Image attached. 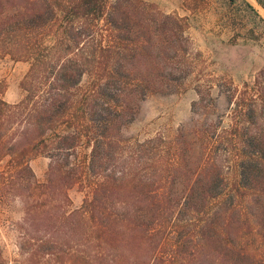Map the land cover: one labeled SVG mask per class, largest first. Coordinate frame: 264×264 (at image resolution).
<instances>
[{"label": "trees", "instance_id": "16d2710c", "mask_svg": "<svg viewBox=\"0 0 264 264\" xmlns=\"http://www.w3.org/2000/svg\"><path fill=\"white\" fill-rule=\"evenodd\" d=\"M28 1L0 0V51L16 52L30 63L21 99L0 98V132L5 127L12 132L0 156L10 155L17 186L23 172L26 180L34 178L29 158L39 153L50 158L46 181L33 183L49 204L44 220L63 226L75 217L86 223L91 218V246L105 264H264V256L235 246L247 226H234L240 231L234 235L229 230L225 216L233 201L218 207L228 194L230 200L247 195L264 214V66L251 100L229 97L235 114L227 134L215 131L220 117L167 141L125 138L122 129L146 96L173 92L190 75L184 18L149 9L141 0H33L39 2L35 7ZM241 1L264 29L257 10ZM256 2L264 9V0ZM89 20L104 29L91 40V56L73 33L75 21ZM54 23L50 42L31 38ZM87 72L91 84L82 91ZM197 94L202 103L200 90ZM211 139L206 152L197 147ZM226 161L236 170L229 186ZM80 169L91 178V195L81 207L68 209L67 188ZM52 238L38 240L39 253L58 258L63 250H55ZM77 255L69 252L57 264H76Z\"/></svg>", "mask_w": 264, "mask_h": 264}, {"label": "rangeland", "instance_id": "374dc122", "mask_svg": "<svg viewBox=\"0 0 264 264\" xmlns=\"http://www.w3.org/2000/svg\"><path fill=\"white\" fill-rule=\"evenodd\" d=\"M141 1L149 9L184 18L190 75L173 92L153 93L146 96L138 104L133 121L122 129L120 136L135 137L140 140L161 136L167 141L173 139L179 131L188 134L187 132L194 130L199 124L217 121L220 117L222 122L215 131L227 134L229 117L235 114L230 110L233 103L228 101L229 97L232 96L233 101L242 98L251 100L250 97L256 94L255 77L264 66L263 22L250 19L241 0ZM247 1L264 19V9L256 0ZM38 4L39 2L33 0L27 2L28 7H35ZM95 26L91 25L90 20L73 23L74 39L77 38L81 44L86 45L88 49L83 51L90 56L92 38L96 36L100 38L104 32L102 27ZM55 27L56 23L45 29H39L33 32L31 38L35 42L42 38L45 42H50V35ZM5 39L10 40V37ZM29 65V61L16 52L0 51L2 100L14 103L21 99L24 95L22 81ZM87 68L91 72V66ZM89 72L82 80V91L91 84ZM197 90L203 95L202 103L197 102ZM1 135L3 138L0 139V148L3 145H10L12 135L10 127H5L0 132ZM212 140L202 145L198 143L197 147H201V151L206 152ZM84 152L86 149L78 151L79 156L82 157ZM198 155L196 153L193 157L197 158ZM9 156L7 154L0 156V264H57L67 260V255L73 251L78 254L76 258H72L76 259V264H105V260L94 253L98 248L95 247L94 250L91 246V218H88L86 223L85 220L75 217L63 222V226H56V221L51 223L52 220L49 222L48 219L44 220L46 205L49 204H45L40 188L33 183L46 181L50 158L44 153L29 158L28 164L34 178L26 180V174L23 172V179L18 180L20 185L17 186L12 184L15 183V170L10 167ZM141 161L143 158L139 161V167L143 165ZM233 165V162L226 161L223 168L228 186L236 180V170ZM27 176L29 178L28 174ZM90 188L91 178L86 179L81 175V169L78 170L73 184L67 188L70 198V205L67 208L81 207L83 200L86 197L90 198ZM228 195L230 197V194ZM229 197L224 196L220 199L226 198V200L218 202V207L221 209L228 206L229 201H233L232 210L225 216L231 223L229 230L234 235L240 232L234 226L238 224L247 226L246 237L240 238V242L236 241L235 246L244 245L245 252L248 251L253 257L264 256L262 254L264 214L261 215L259 204L254 197L250 200L247 195L244 198L233 196L232 200ZM217 201L218 199L214 201V207L217 206ZM51 204L55 205L56 209L58 200L55 195ZM31 207L33 210L29 211ZM255 215L258 217H254ZM222 219L223 216L219 220ZM45 237H53L55 250H63L59 251L61 253L58 258L52 257L51 254L44 257L39 253L42 248H39L38 240ZM110 254L112 252L108 255Z\"/></svg>", "mask_w": 264, "mask_h": 264}, {"label": "crops", "instance_id": "0c3cea01", "mask_svg": "<svg viewBox=\"0 0 264 264\" xmlns=\"http://www.w3.org/2000/svg\"><path fill=\"white\" fill-rule=\"evenodd\" d=\"M252 5V4H251ZM261 17H263V16H261Z\"/></svg>", "mask_w": 264, "mask_h": 264}]
</instances>
